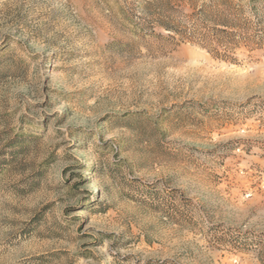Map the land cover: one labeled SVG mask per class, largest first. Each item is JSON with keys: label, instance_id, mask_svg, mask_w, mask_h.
<instances>
[{"label": "rangeland", "instance_id": "obj_1", "mask_svg": "<svg viewBox=\"0 0 264 264\" xmlns=\"http://www.w3.org/2000/svg\"><path fill=\"white\" fill-rule=\"evenodd\" d=\"M143 1L0 0V264H264V43L135 32Z\"/></svg>", "mask_w": 264, "mask_h": 264}, {"label": "trees", "instance_id": "obj_2", "mask_svg": "<svg viewBox=\"0 0 264 264\" xmlns=\"http://www.w3.org/2000/svg\"><path fill=\"white\" fill-rule=\"evenodd\" d=\"M142 4L145 9L137 13L136 18L128 17L129 22L136 26L135 32L144 28L136 19L145 25L155 23L172 34L173 39L178 37L182 43L198 45L227 62H237L235 51L243 44L262 46L264 43L261 25L243 16V0H207L200 5L193 0H147ZM16 142L8 145L12 159L18 153ZM5 162L12 164L9 160ZM36 223V218L31 221V224Z\"/></svg>", "mask_w": 264, "mask_h": 264}]
</instances>
